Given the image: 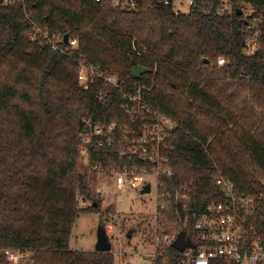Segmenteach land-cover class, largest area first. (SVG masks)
<instances>
[{"label": "trees", "instance_id": "trees-1", "mask_svg": "<svg viewBox=\"0 0 264 264\" xmlns=\"http://www.w3.org/2000/svg\"><path fill=\"white\" fill-rule=\"evenodd\" d=\"M245 1L264 6V0ZM25 2L26 8L0 0V247L29 249L35 264L115 262L111 251L70 247L79 213L101 208L98 172L79 153L84 119L115 121L118 135L130 123L120 89L102 80L80 86L77 56L114 71L124 87L134 82L138 65L151 68L140 78L154 85L152 99L178 123L170 140L174 176L166 180L171 187L187 185L198 211L223 198L219 175L231 179L238 194H264V36L259 51L246 55L241 17L204 3L176 17L157 0H140L135 11L110 0ZM35 24L78 37V55L32 40ZM220 57L228 64L220 67ZM118 144L96 149L91 165L105 172L120 167L126 160ZM78 195L91 206L80 207ZM260 207L250 219L262 230L264 203ZM129 232L135 234L132 226L126 239Z\"/></svg>", "mask_w": 264, "mask_h": 264}, {"label": "built area", "instance_id": "built-area-1", "mask_svg": "<svg viewBox=\"0 0 264 264\" xmlns=\"http://www.w3.org/2000/svg\"><path fill=\"white\" fill-rule=\"evenodd\" d=\"M26 0H1L3 6L22 4ZM97 2L103 0H95ZM113 5L126 11H135L140 0H110ZM162 5L171 6L176 17L187 14L197 4H208L218 14L238 15L245 22L243 50L246 55H255L264 36V6H254L245 0H157ZM238 10L241 14H238ZM63 32L50 34L46 28L35 24L30 36L62 54L75 58L80 49L78 37L65 39ZM78 82L84 89L90 88L98 80L105 87H116L123 92L122 110L130 123L125 133L118 135V123L96 122L92 117L84 119L85 128L80 134L79 153L81 161L98 172L95 193L100 206L116 211V202L109 203L108 196L134 189L139 196L153 193L154 206L147 207L137 222L136 233L140 234L144 249L135 247L124 250V243L114 248L116 240L110 234L114 226H106L112 243L111 252L115 264H264V229L257 228L250 217L261 210L264 194H238L234 182L223 175L217 178V185L223 192L221 200L209 203L203 211H198L192 203L187 185L170 186L174 176L170 158V140L178 123L165 115L152 99L154 85L141 78H135L130 87L120 84L117 73L103 70L97 64L77 56ZM220 67L228 64L225 57L217 59ZM148 78V77H147ZM107 95L100 91L99 98ZM121 136V142L117 138ZM118 144L119 156L126 160L120 167L105 172L101 165H91V156L96 149H111ZM147 184L150 192L142 193ZM82 208L91 206L92 201L78 195ZM99 213V212H98ZM101 216V213H99ZM134 228V227H133ZM185 233L190 245L183 250L174 247L177 236ZM134 234V235H135ZM129 245L130 242L128 243ZM3 264H35L32 251L22 247H0ZM118 262V263H117Z\"/></svg>", "mask_w": 264, "mask_h": 264}, {"label": "rangeland", "instance_id": "rangeland-1", "mask_svg": "<svg viewBox=\"0 0 264 264\" xmlns=\"http://www.w3.org/2000/svg\"><path fill=\"white\" fill-rule=\"evenodd\" d=\"M153 183V193L150 196H139L138 192L134 189L120 193L117 197H113L112 194L108 196L107 205L116 202V211L108 212L107 209L101 207L99 210L101 216L95 211H81L72 229L70 240L71 249L84 251L95 250L97 232L100 224H103L105 227L109 224L114 226V230L110 234L116 240L114 248H119L121 242L125 245L123 247L124 250L135 247L144 249L140 234L137 233L133 236L131 234V238L129 239H126L125 234L127 227L130 228L132 226L136 230L137 222L135 219L146 215L140 213L146 212L147 207L151 208L154 206L155 180H153ZM123 221L124 225L122 224ZM129 242L131 245L128 244Z\"/></svg>", "mask_w": 264, "mask_h": 264}, {"label": "water", "instance_id": "water-1", "mask_svg": "<svg viewBox=\"0 0 264 264\" xmlns=\"http://www.w3.org/2000/svg\"><path fill=\"white\" fill-rule=\"evenodd\" d=\"M238 14H241V11L238 10ZM68 35H65V39L67 40ZM206 63H209L210 60L208 58H205L204 60ZM151 72V68L148 66H144L142 64L138 65L132 75L135 78H140L143 74ZM150 184H147L145 188L142 190V193H148L150 192ZM95 206L97 205L96 203L94 204ZM128 238H131V232L127 234ZM190 240L186 239L185 233L181 232L177 238L175 239L173 245L179 250H183L185 247L190 245ZM112 249V243L110 241V237L107 233L106 227L103 224H100L98 227V232H97V243L95 250L96 251H111Z\"/></svg>", "mask_w": 264, "mask_h": 264}]
</instances>
